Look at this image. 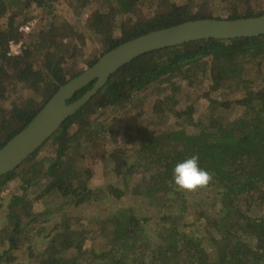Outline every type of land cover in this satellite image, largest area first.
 I'll list each match as a JSON object with an SVG mask.
<instances>
[{
  "label": "trees",
  "instance_id": "1",
  "mask_svg": "<svg viewBox=\"0 0 264 264\" xmlns=\"http://www.w3.org/2000/svg\"><path fill=\"white\" fill-rule=\"evenodd\" d=\"M262 15L264 0H0V149L119 45ZM193 155L215 201L200 199L188 217L198 188L178 190L172 171ZM89 160L111 175L108 191ZM0 264H264V35L192 41L116 71L0 176Z\"/></svg>",
  "mask_w": 264,
  "mask_h": 264
},
{
  "label": "water",
  "instance_id": "2",
  "mask_svg": "<svg viewBox=\"0 0 264 264\" xmlns=\"http://www.w3.org/2000/svg\"><path fill=\"white\" fill-rule=\"evenodd\" d=\"M264 35V15L247 19H203L150 32L101 56L78 77L61 86L31 122L0 149V176L16 169L81 107L86 105L119 69L141 55L206 39H242ZM95 81L76 101L78 90Z\"/></svg>",
  "mask_w": 264,
  "mask_h": 264
},
{
  "label": "clouds",
  "instance_id": "3",
  "mask_svg": "<svg viewBox=\"0 0 264 264\" xmlns=\"http://www.w3.org/2000/svg\"><path fill=\"white\" fill-rule=\"evenodd\" d=\"M210 179L209 172L200 166L199 158L195 155L178 162L172 171V182L181 191L196 190Z\"/></svg>",
  "mask_w": 264,
  "mask_h": 264
},
{
  "label": "rangeland",
  "instance_id": "4",
  "mask_svg": "<svg viewBox=\"0 0 264 264\" xmlns=\"http://www.w3.org/2000/svg\"><path fill=\"white\" fill-rule=\"evenodd\" d=\"M62 14H66V9H64L63 8V10H61L60 11ZM94 47H97V44L96 43H94V45H93ZM91 50H90V48L89 49H86V51H85V53H86V56L88 57L90 54H91V52H90ZM146 105H147V103H146ZM145 105V106H146ZM146 108H147V106H146ZM109 118V115L107 114L105 117H104V120L105 119H108ZM103 120V121H104ZM125 126V128L126 129H128L129 127L127 126V125H124ZM87 165L89 166V168L92 170V172H93V179L97 182V185H96V187H101L102 186V184H103V182L105 181V179L106 178H109V180H111V178H110V174H107V175H105L104 176V174H103V170H102V165H99V164H97V163H95L93 160H89V161H87ZM106 191H108V187H109V185H103L102 186ZM194 196V195H193ZM208 196H210V201H209V203H210V205L212 204V202H214L215 201V199L213 198L215 195H213V193H208L207 191H205L203 188L202 189H200V188H198V190L196 191V194H195V197H193L194 198V201H192L191 203H190V201H189V209H188V213H187V215H188V217H190V215H191V213H192V211H193V209H196V207H197V202L198 201H200V199H205L206 197H208ZM52 201H54L53 199H51L50 201H46L45 203H44V205H42V207H40L39 209L40 210H43V207L44 206H46V205H48V204H50ZM109 203H113L112 201L110 202V200H109ZM118 204H121V203H118ZM208 206V205H207ZM218 207H219V205H218ZM158 221H159V218L157 217V216H155V218H153V225H154V227H157L158 226ZM190 219H186V220H183V223H185V224H187V223H190ZM192 228V227H191ZM193 229V228H192ZM212 233V232H211ZM211 233L209 232V235H211ZM194 237H195V234L193 235ZM205 236V235H204ZM92 246H90V249H92L91 248Z\"/></svg>",
  "mask_w": 264,
  "mask_h": 264
},
{
  "label": "built area",
  "instance_id": "5",
  "mask_svg": "<svg viewBox=\"0 0 264 264\" xmlns=\"http://www.w3.org/2000/svg\"><path fill=\"white\" fill-rule=\"evenodd\" d=\"M30 31V26H22L19 28L20 33H28ZM9 55L11 56H17L20 54V51L22 49V44L21 43H14L10 42L9 43Z\"/></svg>",
  "mask_w": 264,
  "mask_h": 264
}]
</instances>
